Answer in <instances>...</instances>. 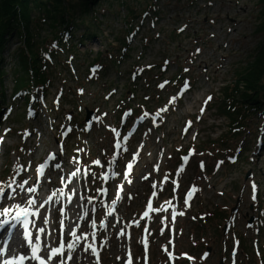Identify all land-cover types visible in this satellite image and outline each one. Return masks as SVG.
<instances>
[{
	"label": "rangeland",
	"instance_id": "rangeland-1",
	"mask_svg": "<svg viewBox=\"0 0 264 264\" xmlns=\"http://www.w3.org/2000/svg\"><path fill=\"white\" fill-rule=\"evenodd\" d=\"M261 2L109 0L100 7L97 4L96 37L68 54L64 66L60 62L65 56L53 57L46 90L39 95L32 89L27 102L11 98V69L22 42L16 37L8 40L3 64L7 74L0 89V112L6 111L0 125V187L11 192L7 185L14 178L17 183L12 189L20 198L25 187L18 185L28 179L34 188L37 183L28 177L34 175L39 193L47 199L52 196L43 215L54 234L49 235L48 245L40 246L42 253L45 247L56 245L52 242L59 237L58 228L63 233L72 228L79 237V230L88 234L89 243L83 239L78 247L97 246L101 264H128L130 256L132 264H220L223 254L221 264H264V144L256 140L260 120L253 116L249 127L231 137L227 147L213 145L220 138L226 141L223 135L228 131L227 120L214 109L220 89L235 80L241 66L264 57ZM149 5L157 9L149 14L152 20L140 16L149 11ZM128 7L132 14H127ZM38 19L41 16L34 19L32 33L39 25L36 41L42 39L48 47L50 33ZM126 20L132 29L136 26V34L130 37L131 47L122 60L117 38L127 35ZM228 28L231 33L226 32ZM80 33L72 35L75 38ZM164 60L168 64L164 65ZM261 68L264 70V62ZM185 78L190 79V90L184 97L178 96ZM210 94L209 108L198 120ZM144 104L151 111L160 109L158 122L145 118V125L130 138L127 133L135 128L134 118ZM128 106L135 111L122 121ZM87 114L91 123L83 130ZM210 140L211 146L203 145ZM115 143L118 146L114 147ZM240 143L244 145L242 154L236 149ZM191 145L196 147L194 156L183 158L186 163L179 162ZM204 147L206 153H200ZM232 151L238 152V158L228 162ZM46 167L49 171H44ZM176 170L179 172L173 175ZM73 172L76 178L69 181ZM166 177L174 180L175 188L169 180L168 188L161 191ZM251 180L259 190L256 202L252 201ZM173 189L171 200L159 196ZM62 190L65 193L59 195ZM7 192L0 196V206L15 205L7 203ZM71 194L76 198L74 207H81L82 214L88 213L90 218L81 221L79 230L77 221L63 224L57 220L62 219L58 208L68 202L61 199L68 200ZM42 203L36 206L40 208ZM149 203L152 212L144 218ZM69 209L73 216L80 215L76 208ZM233 209L237 211L231 215ZM95 210L101 215L99 221L93 218ZM229 215L225 221L223 217ZM257 218L262 223L256 226ZM228 223L232 227L224 233ZM144 227L150 235L146 239L141 236ZM96 234L101 244H96ZM65 240L72 241L71 235ZM234 240H239L240 247L232 258L229 253ZM81 258L82 264L90 261L87 255Z\"/></svg>",
	"mask_w": 264,
	"mask_h": 264
},
{
	"label": "trees",
	"instance_id": "trees-1",
	"mask_svg": "<svg viewBox=\"0 0 264 264\" xmlns=\"http://www.w3.org/2000/svg\"><path fill=\"white\" fill-rule=\"evenodd\" d=\"M108 1L0 0V89L5 76L3 54L10 38H20L22 42L14 54L15 68L11 69L13 91L25 94L32 84L37 86L43 83L42 68L44 69L43 64L46 60L41 55L46 53L52 58L53 54H57L54 48H50L52 45L44 47L42 39L36 41L40 26L38 25L32 33L34 19L41 16L38 22L48 28L50 44L56 45V50L67 46L68 51L73 53L76 48L84 47L85 41L96 37L99 23L96 17L100 15L96 8L104 2L108 4ZM97 4H100L99 7ZM120 5L123 6V2ZM126 10L127 14H132L129 7ZM128 16V19L131 18L130 15ZM126 25H129V20H126ZM72 32L81 33L74 38ZM117 42H120V46L124 49L127 46V35L117 38ZM263 62L264 57L259 56L243 74L236 71L235 80L223 89L222 99L216 112L228 117L229 130L224 136L232 134L231 136L235 137L240 134L242 128L246 127L247 120L255 110L247 109L245 104L260 108L261 100L264 98V76H262L264 70L261 68ZM93 63L92 61L90 64ZM256 69H260V72ZM212 143V141L208 142V144Z\"/></svg>",
	"mask_w": 264,
	"mask_h": 264
},
{
	"label": "bare ground",
	"instance_id": "bare-ground-1",
	"mask_svg": "<svg viewBox=\"0 0 264 264\" xmlns=\"http://www.w3.org/2000/svg\"><path fill=\"white\" fill-rule=\"evenodd\" d=\"M151 1V0H150ZM154 0H152L151 2L153 3ZM261 5H264V0L263 2H261ZM155 9V11L157 10L155 5L154 6H151L149 5L147 10L149 11H143L142 14L144 13H152V10ZM151 11V12H150ZM262 12V13H261ZM261 14H264V8L263 10H261ZM142 14L140 15L142 17ZM130 20H133V18H131ZM129 30L127 32V46L123 49L122 46L120 48V51L119 54H118V58H123L122 60H124V58L127 57L126 55V51H129L128 49H130L131 47V42H130V37L133 36L134 34H136V30L134 28H136V26L132 29V23H130L129 25ZM131 28V29H130ZM264 28V26H263ZM182 31V28L179 29ZM227 33H231V29L228 28V31H226ZM66 42V41H64ZM68 45V44H67ZM54 50L56 51V49L54 48ZM4 54H5V51H4ZM4 54H3V59L5 61V58H4ZM46 54V53H45ZM45 54H42L41 56L43 57V59H45ZM68 54H72L71 52L68 51V48L67 46L64 47L63 49H60L57 51V54H56V57L57 56H60L58 58H61V59H65L67 58V55ZM73 55V54H72ZM61 56H65V58L61 57ZM46 60V59H45ZM67 60H69L67 58ZM164 62H166L168 64V61L167 60H164ZM15 64V63H14ZM91 65H94L91 64ZM250 65V64H249ZM248 66L246 65H243L241 66L240 70H238L237 72H241V74H243L244 71H247L248 70ZM44 66V69L42 68V70L44 71V75H43V83L42 84H39V85H35V84H32L29 89L27 90V92L25 94H23L22 92L20 93H17V92H14L12 90V94H11V98L13 97L14 98H19V99H23L24 102H27L30 100L31 96H32V89L34 90H37L38 93H40L39 95H41L42 92H44V88L46 87L47 88V84H49L50 80H49V77H48V73H49V68H50V64L49 62L46 60V63L43 64ZM257 72H260V69H256ZM7 74L6 70H5V75ZM32 74V73H30ZM12 75V71H11V75ZM91 78V77H90ZM33 79V78H32ZM256 80V78H255ZM3 81H4V78H3ZM34 81V80H33ZM2 95V94H1ZM245 107L247 109H250V110H258V107H254V106H249L248 103L245 104ZM6 114V111L4 109H1V112H0V125L3 123L2 119L4 117V115ZM30 118H33L34 115L32 116H29ZM262 117L264 118V111H263V114H262ZM44 171H49V169H44ZM38 175H40V172H38ZM37 175V176H38ZM81 175V174H80ZM79 175V176H80ZM48 176V174L46 175ZM29 178H34V183L36 182L37 185L34 186L33 189H35L36 191L33 193V192H27V189L30 187V184L29 182L27 184L24 185L25 187V192H24V195L22 197H26L27 199H35L37 201V203L39 201H45V204H44V207H40L38 208L36 205L35 206H30L27 204L26 200L21 204V207L23 208H28L30 211H37L38 213H43L46 211V209H48V205H47V198H45L43 196V192H40L39 193V188H38V183H39V180L37 177H35L34 175H29L28 176ZM39 177V176H38ZM40 178V177H39ZM73 178H76V175L75 173L73 172V174L70 176V180L71 181ZM28 181V179H27ZM74 187V186H73ZM27 188V189H26ZM65 192L64 190L61 191V193L59 195H63ZM80 195H81V199L82 198V194L83 192L79 191ZM65 196V195H64ZM18 198V195L16 196V199L15 200H12L10 198H8L7 200V203H13V204H18V203H21V198ZM71 198H68V200H65V198L63 197L61 199V201H68L65 206H62L61 208H59L58 212L60 213V216L61 215H66V213L68 214V216H65L62 220L61 218H57L58 221H63L62 223L65 224V223H69V224H72L74 223L75 221L79 222L80 223V227L77 228V230H79L80 228L82 229V226H81V221H83V223H85L89 218V214L86 213V214H82V208L81 207H74V203L76 201V198L74 197L73 194L70 195ZM10 201V202H9ZM76 208L79 212H76V214H79L78 216H73L72 214V210H70L69 208ZM93 218L97 221H99L101 219V215L100 214H95L93 216ZM0 219H3V218H0ZM28 225H27V232L28 233H31V237H27L25 236V225L23 224L22 221H10L12 223V225L15 224L14 226V229L10 232L9 234V230L7 227H9L8 225H5L4 227L0 228V243H3L5 241L9 242L10 245H11V248H12V251L17 254V255H25L26 256V259L24 261V264H37V262L34 260V259H31V256H32V252H31V247L34 246V237L37 233V230L39 227H45V233H42L41 234V241H40V246L43 245V244H46L48 245L50 243V240H49V235H53L54 234V230H50L48 224L47 225H44L43 222H42V219L39 215L37 216H28ZM104 221L107 222V220L104 218ZM58 233H59V237L54 240L52 242V244L56 241V245L57 246V243H58V240L61 236V234L63 233L62 232H59V228H58ZM9 234V236H8ZM77 234V233H76ZM79 234H80V241L77 245V248H76V251L73 253V257H74V260L73 261H69V264H74L75 262L77 264H82L81 260H83V258H81L83 255H87V257L89 258L90 261L87 262V264H97V259H99V262H100V259H101V256L99 255L100 251L98 249L97 246H95V249H96V253H98V256L97 255H94L91 251L90 248H88V246H84V247H78L80 244H81V241L83 239H85L86 237V241L88 242V234L87 233H83V230H79ZM8 236V237H7ZM95 237L97 238L96 240V244H101V239H100V236L98 234L95 235ZM94 237V238H95ZM7 238V239H6ZM30 240L33 241L32 244H30ZM72 240H73V237H72ZM89 243V242H88ZM14 246H18L19 249L18 250H14ZM45 251L42 253V250L40 248V251H39V255H41V257H45L46 258V254L47 252L49 251V249L47 247L44 248ZM90 249V250H89ZM89 252V253H88ZM65 255H67V253H65ZM4 259H12L13 257L11 255H5L3 257ZM59 259V258H57ZM85 261V260H84ZM52 264H55V262H52ZM101 264V262H100Z\"/></svg>",
	"mask_w": 264,
	"mask_h": 264
},
{
	"label": "snow or ice",
	"instance_id": "snow-or-ice-1",
	"mask_svg": "<svg viewBox=\"0 0 264 264\" xmlns=\"http://www.w3.org/2000/svg\"><path fill=\"white\" fill-rule=\"evenodd\" d=\"M189 87L188 84L184 85V88L187 89ZM211 97H208L207 100H211ZM207 102V101H206ZM203 112V108L201 109ZM147 115V114H145ZM51 159V157H49ZM187 159V158H185ZM44 166H41V169H38L37 171L40 172L42 171V168ZM129 167H131L129 165ZM203 167V165H202ZM16 180L13 178L12 182L7 185V189H11V192H7V190L4 187H0V196H5L7 192L8 198L15 200L16 196L19 195V193L16 192L15 189H12V184H16ZM28 181L24 180L23 183L19 184L18 187L20 189L24 188V185L27 184ZM36 190L29 187L27 189V192H35ZM255 191H256V186L253 185V199H255ZM53 195H55L53 193ZM191 193L189 194V196ZM26 200L27 204L30 206H35L37 204V201L35 199H27L26 197L21 198V203L15 204L14 206H0V228L4 227L5 225H8L10 221H22L23 224L25 225V236L31 237V233L27 232V225L29 223L28 221V216H37L39 215L42 219V222L44 225L48 224V219L46 216L43 215V213H38L37 211H30L28 208H23L21 207V204ZM52 200V196L48 197V201ZM188 201L185 200V204H187ZM39 207H44L43 204H40ZM149 207H151V204L149 203ZM13 212L15 214H13ZM145 216L148 215L147 212L144 213ZM180 215H183V213H180ZM63 227V225H61ZM147 231V229H145ZM45 233V227H39L37 230V233L34 237V246L31 247V252L32 256L31 259H34L37 264H52V262H55V264H69V261H73V253L76 251L77 245L81 239V237L77 236L75 230L72 228L68 229L67 233H62L57 246L50 247L49 251L46 254L45 257H41L39 255L40 251V241H41V234ZM67 235H71L73 237V240L70 242L66 243L65 237ZM86 239V237H85ZM30 244L33 243L32 240L29 241ZM88 248L91 249L92 253L94 255L98 256V253H96V249L92 247L91 245H88ZM67 253V255H65ZM5 255H11L13 258L12 259H4L3 257ZM59 258V259H57ZM26 259L25 255H17L12 251L11 245L9 242L5 241L3 243H0V264H24V261ZM97 264H100L99 259H97ZM128 264H132V259L131 256L129 257Z\"/></svg>",
	"mask_w": 264,
	"mask_h": 264
}]
</instances>
